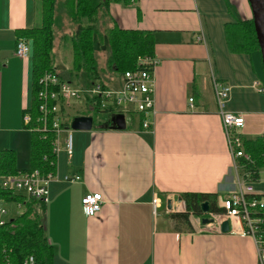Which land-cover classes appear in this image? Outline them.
Returning <instances> with one entry per match:
<instances>
[{"label":"crops","instance_id":"crops-1","mask_svg":"<svg viewBox=\"0 0 264 264\" xmlns=\"http://www.w3.org/2000/svg\"><path fill=\"white\" fill-rule=\"evenodd\" d=\"M137 2L128 7L112 3L109 14L120 29L154 32L157 113L149 129L141 127V114L134 113L125 116V130L100 128L105 116L90 131L71 133V155L63 149L57 155L42 215L52 264H256L250 238L208 230L202 217L191 216L190 227L169 217L185 211L178 198L183 193L218 194L219 206L220 198L236 191L214 81L230 88L224 110L244 117L243 139L254 140L264 131L260 55L230 53L223 31L226 23L247 16V4ZM37 8L38 0H0V150H14L19 169L28 168L29 156L20 167L22 143L12 140L24 131L20 120L31 107L33 75L32 53L18 59L14 50L17 31L37 24ZM58 76L76 87L93 83L84 72L68 74L71 82L66 75ZM103 82L111 86L110 80ZM79 104L71 108L82 109L84 103ZM127 120L132 121L129 127ZM75 176L80 180L65 181ZM87 193H100L104 200L102 211L93 217L82 211L81 198ZM154 196L162 202L156 216ZM168 198L176 206L170 212Z\"/></svg>","mask_w":264,"mask_h":264},{"label":"trees","instance_id":"trees-1","mask_svg":"<svg viewBox=\"0 0 264 264\" xmlns=\"http://www.w3.org/2000/svg\"><path fill=\"white\" fill-rule=\"evenodd\" d=\"M112 3L128 5L131 0H63L62 3L69 19L80 25L78 31L71 39L72 68L70 71L77 74L80 71L84 72L89 81L93 83L98 81L103 86L106 85L102 80V75L99 73L95 57L96 47L101 41L106 44L107 50H109L106 68L115 71L119 75L126 71H135L138 66V58L154 56L156 45L153 31L125 30L112 25L111 28L105 27V34H100L99 26H103V22L100 25L98 22L110 17L109 6ZM55 7L56 0H38L37 15L39 19L37 24L32 29L17 31L18 39L28 40L32 46L33 99L31 107L24 109L22 114V120L25 114L30 115L31 125L36 124L39 118V102L37 99V94L41 89L39 80L45 72L55 71L51 55L53 43L52 28L56 21L54 17ZM223 31L226 46L230 53L246 55L254 52L259 53L252 18L226 23L223 26ZM93 102L96 104H93ZM83 106L84 110H86L84 114L89 113L95 125L94 114L98 115L101 113L100 102L96 98H88ZM72 107L74 108V106ZM67 111L68 108L62 106L59 116L62 119L67 118V120L61 122V127L69 129L73 118L81 116L83 113L72 110L73 114L69 117L70 114ZM104 112L107 117L100 128L115 129L113 123L115 115L123 114L127 117L134 114L133 112H116L112 107L107 108ZM143 120L144 115L141 114V127ZM23 129L29 131V127L24 125V123ZM54 140L55 134L51 131H48L45 136L42 133L30 132L29 165L27 169H19L17 167L14 150H0V182L4 178L24 171L39 170L41 174H55L57 157L53 152ZM244 147L246 153L254 161L255 170L257 168L262 169L264 167V162L261 160L264 155V140L260 136L254 140H245ZM243 164L246 165L244 171H253L252 164L245 162ZM254 179H257V176ZM217 197L218 194L213 193H183L178 198L184 202L185 211L183 213L170 214L169 217L190 227L191 216H206L201 208V205L205 202L208 203V213L223 214L224 210L217 204ZM0 202L7 204H12L13 202L24 203L23 212L16 217H11L7 224L0 228V255L4 251L15 264H19L29 255L34 256L40 264H52L53 249L47 241L42 226V215L45 206L34 199H27L25 196L14 195L4 191L1 186Z\"/></svg>","mask_w":264,"mask_h":264},{"label":"built area","instance_id":"built-area-1","mask_svg":"<svg viewBox=\"0 0 264 264\" xmlns=\"http://www.w3.org/2000/svg\"><path fill=\"white\" fill-rule=\"evenodd\" d=\"M135 0H131L134 2ZM199 40V39H198ZM32 53L31 42L25 39H17L14 56L18 59H26ZM159 60L155 56L138 58V66L135 71H126L121 75L117 87L103 86L94 82L85 87H76L73 84L62 81L56 71L45 72L40 78V91L37 94L39 118L37 123L31 125L29 114L23 116L24 125L29 127V132L42 133L48 131L55 134L53 152L57 157L63 149L68 155L72 152L71 129L61 127L64 119L60 118L62 106L71 108L75 104L85 103L90 98H96L100 102L101 113L112 107L116 112L143 114V129H149L150 119L156 116L155 105V69ZM262 90V89H261ZM213 92L220 114L227 149L232 161L236 191L219 199V207L223 214L207 213L202 218L209 220L205 224L208 230L216 229L221 232L224 221L228 222V232L240 237H248L253 241L255 248L256 264H264V190H257L255 184L261 182L260 170H255L254 161L246 153L244 139L240 134L244 127V117L224 110L228 100L230 88L217 81L213 82ZM193 99H189L190 107ZM93 104H96L93 102ZM117 107V108H116ZM29 109V108H27ZM63 135H65L63 139ZM264 140V131L260 136ZM45 138V137H44ZM264 162V155L261 159ZM252 164L253 171H244L246 165ZM257 176V179H254ZM55 178V174H41L39 170L19 172L14 176L4 178L0 182L2 190L14 195L25 196L34 199L39 204L46 206L49 202V184ZM80 177H66L65 181L74 183ZM171 202L172 199L168 198ZM104 200L100 193H87L81 198V207L86 217L96 216L102 211ZM162 205L161 200L154 196L151 202L152 213L158 214ZM11 206L17 209L23 208L24 203L13 202ZM176 209L171 202L170 212ZM11 218L9 210L0 202V228L5 226ZM0 264H15L11 257L4 251L0 255ZM19 264H40L34 256L25 257Z\"/></svg>","mask_w":264,"mask_h":264},{"label":"rangeland","instance_id":"rangeland-1","mask_svg":"<svg viewBox=\"0 0 264 264\" xmlns=\"http://www.w3.org/2000/svg\"><path fill=\"white\" fill-rule=\"evenodd\" d=\"M246 4H247V8H248V13H245L247 16H241V18L239 20H249L252 17L251 14V10L250 7L248 5L247 0H245ZM63 0H56V7H55V12H54V17L56 18L55 24L52 28L53 31V43H52V49H51V55L53 58V68L56 71V73L58 75H66V79L68 81L71 82V79L67 76L68 74H71L72 72L70 71L72 68V59H71V51H72V36H74L76 34V32L79 29L80 25L75 24L73 21H71L68 17V13L66 11V9L64 8V6L62 5ZM138 2H131L128 5H123L124 7H128V6H137ZM112 12L113 15V9H111L109 11V13ZM244 14V15H245ZM110 16V14H109ZM38 16H37V20H38ZM103 22V26H99L100 28V34H105V27H112V20L111 17H107L106 20H100L98 22V24L100 25V23ZM102 24V23H101ZM101 41V40H100ZM95 57L97 60V66L99 68V73L102 75V80H110L111 81V87L114 86V84H117V86L119 85L120 82V78L121 75H119L118 73H116L113 70H109L106 68V62H107V57L109 54V50H107V46L106 44H104L102 41L101 43H99L96 47V52H95ZM259 54V53H258ZM71 73H70V72ZM75 73V72H73ZM81 74V71H80ZM115 88V87H114ZM82 104H75V106H81ZM117 108V107H116ZM72 108L69 109L67 112H69L70 116H72L73 112H72ZM77 112L80 111V113L82 112H86V110H84V106L82 109H79V107L76 109ZM106 116V114H102V115H96L94 114V123H98L100 120H104L103 118ZM68 117V118H69ZM107 117V116H106ZM105 117V118H106ZM21 122H23V120H20ZM131 120H127V124L128 127L131 125ZM27 132V134L23 133V132ZM21 134L18 135H14L13 137V142H15V140L19 143H22L21 146H18V149L20 151V167H25L28 163V156H29V152H28V147H29V136H30V132L27 130H24ZM73 131H71L70 133H72ZM22 141V142H21ZM260 179L261 182H259L258 184H255V188L257 190H264V167L260 170ZM3 205L9 210V214L11 217H16L18 215H20L23 212V208L21 209H17L15 206H11V204H7L2 202ZM163 208L160 211H162Z\"/></svg>","mask_w":264,"mask_h":264},{"label":"water","instance_id":"water-1","mask_svg":"<svg viewBox=\"0 0 264 264\" xmlns=\"http://www.w3.org/2000/svg\"><path fill=\"white\" fill-rule=\"evenodd\" d=\"M251 14L252 23L259 47V55L261 60L262 71L264 75V0H247ZM114 128L116 130H125V116L123 114H117L113 117ZM94 127L92 116H77L70 122V129L72 131H90ZM167 209L170 210L171 202H166ZM203 214L208 213V203L201 205ZM203 224H208L207 218L201 219ZM228 222L224 221L221 226V232H228Z\"/></svg>","mask_w":264,"mask_h":264}]
</instances>
